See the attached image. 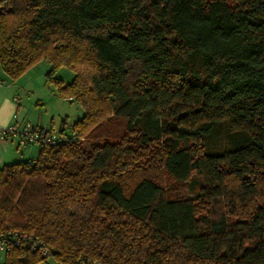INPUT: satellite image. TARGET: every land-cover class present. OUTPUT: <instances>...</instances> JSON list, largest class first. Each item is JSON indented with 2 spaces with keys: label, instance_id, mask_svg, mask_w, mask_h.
I'll return each instance as SVG.
<instances>
[{
  "label": "trees",
  "instance_id": "obj_1",
  "mask_svg": "<svg viewBox=\"0 0 264 264\" xmlns=\"http://www.w3.org/2000/svg\"><path fill=\"white\" fill-rule=\"evenodd\" d=\"M40 59L83 113L0 167V233L49 250L2 264H264V0H0L3 73Z\"/></svg>",
  "mask_w": 264,
  "mask_h": 264
},
{
  "label": "crops",
  "instance_id": "obj_2",
  "mask_svg": "<svg viewBox=\"0 0 264 264\" xmlns=\"http://www.w3.org/2000/svg\"><path fill=\"white\" fill-rule=\"evenodd\" d=\"M40 62L41 63H38L39 65H36V63L29 67L22 75L15 79H11L5 75L0 66V127H4L15 121L28 120L26 105L31 104L27 103L29 96L30 94L42 93L43 90L41 87L44 86L42 84V76L43 74L45 75V72L51 67L50 62L46 59ZM45 82L44 76V83ZM64 82L68 81L64 80ZM50 92L52 94L56 93V91L52 89ZM37 98L41 99L39 96ZM64 99L67 100V98ZM76 119H78V117ZM30 122L34 124L32 121ZM34 125L56 130L53 122H48L44 125L42 122L38 121L35 122ZM57 129H66L65 119L62 120V124H60ZM33 146L36 145L18 146L12 139L3 140L0 138V167L6 163L27 161L29 158L30 160L35 159L36 157H33L31 154ZM3 259L4 254L0 252V264H2Z\"/></svg>",
  "mask_w": 264,
  "mask_h": 264
},
{
  "label": "rangeland",
  "instance_id": "obj_3",
  "mask_svg": "<svg viewBox=\"0 0 264 264\" xmlns=\"http://www.w3.org/2000/svg\"><path fill=\"white\" fill-rule=\"evenodd\" d=\"M43 59L38 60L35 64L39 65L40 61ZM34 65V64H33ZM44 74H43V85L41 89L43 90L42 93L34 94L29 96L28 102L31 103L30 105H26L27 108V118L28 120L32 121L34 124L35 122H42L44 125L48 122H53L54 127L58 130V126L62 124V120L65 119V126L66 131L68 133L73 132L70 129V124L78 117L82 115V108L81 106L74 100L64 99L63 97L59 96L56 93H51V89L56 91L55 86L52 83L45 82L44 83ZM56 76L62 78L65 81H70L73 72L67 66H61L56 71ZM46 81V80H45ZM40 97L41 99L37 98ZM26 103V102H24ZM82 142L88 147L89 142L85 139ZM16 143V142H15ZM31 154L33 157L37 156L38 148L37 146H33ZM30 160V158H29ZM200 180L196 177L192 178L191 183H189L186 187V194L190 197L196 196ZM38 264H45L44 262H40ZM50 264H53L50 262Z\"/></svg>",
  "mask_w": 264,
  "mask_h": 264
},
{
  "label": "built area",
  "instance_id": "obj_4",
  "mask_svg": "<svg viewBox=\"0 0 264 264\" xmlns=\"http://www.w3.org/2000/svg\"><path fill=\"white\" fill-rule=\"evenodd\" d=\"M67 137L74 139L77 136L74 132H70L67 135L66 133H57L48 128L34 125L28 120L15 121L0 127L1 139H12L18 146L36 145L38 150ZM13 246H28L31 250H37L43 256L49 255V250L42 247L39 241L34 240L31 236L20 234L17 231L8 234L0 233V252L4 254ZM44 263L50 264V261Z\"/></svg>",
  "mask_w": 264,
  "mask_h": 264
}]
</instances>
